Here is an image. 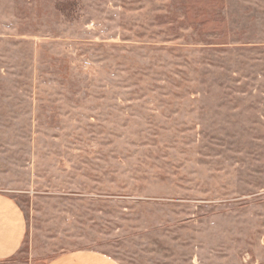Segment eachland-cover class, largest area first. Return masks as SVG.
Wrapping results in <instances>:
<instances>
[{"label": "rangeland", "instance_id": "rangeland-1", "mask_svg": "<svg viewBox=\"0 0 264 264\" xmlns=\"http://www.w3.org/2000/svg\"><path fill=\"white\" fill-rule=\"evenodd\" d=\"M8 264H264V0H0Z\"/></svg>", "mask_w": 264, "mask_h": 264}, {"label": "crops", "instance_id": "crops-1", "mask_svg": "<svg viewBox=\"0 0 264 264\" xmlns=\"http://www.w3.org/2000/svg\"><path fill=\"white\" fill-rule=\"evenodd\" d=\"M26 214L16 198L0 192V264H8L22 250L28 237ZM45 264H122L100 250L65 251Z\"/></svg>", "mask_w": 264, "mask_h": 264}]
</instances>
